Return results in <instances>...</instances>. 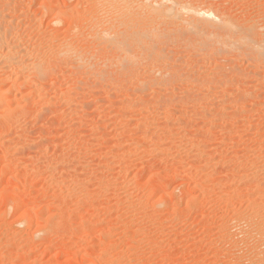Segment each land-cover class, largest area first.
<instances>
[{"label":"rangeland","instance_id":"obj_1","mask_svg":"<svg viewBox=\"0 0 264 264\" xmlns=\"http://www.w3.org/2000/svg\"><path fill=\"white\" fill-rule=\"evenodd\" d=\"M102 1L0 0V264H264V0Z\"/></svg>","mask_w":264,"mask_h":264},{"label":"bare ground","instance_id":"obj_2","mask_svg":"<svg viewBox=\"0 0 264 264\" xmlns=\"http://www.w3.org/2000/svg\"><path fill=\"white\" fill-rule=\"evenodd\" d=\"M65 1H66V0H65ZM101 1H102V0H101ZM103 1H104V0H103ZM103 1H102V2H103ZM155 1H156V0H155ZM152 2H153V1H152ZM173 2L175 3V1H173ZM173 2L170 1V3H172V4L174 5ZM60 3H61V2H60ZM60 3H59V4H60ZM141 3H142V2H141ZM156 3H157V2H156ZM2 4H3V3H2ZM64 4H65V3H63V5H64ZM143 4H144V3H143ZM150 4H151V3H150ZM150 4H147V5H150ZM162 4H163V3H162ZM8 5H9V4H8ZM8 5H7V6H8ZM10 5H11V4H10ZM110 5H112V4H110ZM159 5H161V3H160ZM159 5H158V6H159ZM185 5H187V4H185ZM24 6H25V5H24ZM50 6H51V5H50ZM53 6H54V5H53ZM66 6H67V5H66ZM141 6H142V5H141ZM158 6L156 5L155 7H153L154 12H153V13H152V12H149L148 15H150V13H152V14L155 15V12H156V11H159V10H160V13H162V15H163V14H166V13H167V14L170 13V12H167L168 10H169V11L171 10V9H169V7H167V9H165L166 7H165L164 5H163V6H159V7H158ZM9 7H10V6H9ZM22 7H23V6H22ZM26 7H27V6H26ZM144 7H145V6H144ZM144 7H143V8L140 7V8H141V9H144ZM163 7H164V8H163ZM108 8H109V7H108ZM121 8H122V7H121ZM145 8H146V7H145ZM148 8H150V7H148ZM162 8H163V9H162ZM170 8H171V7H170ZM57 9H58V8H57ZM97 9H98V8H97ZM116 9H117V8H116ZM150 9H151V8H150ZM6 10H7V8H6ZM122 10H123V9H122ZM120 11H121V10H120ZM140 11H142V10H140ZM150 11H151V10H150ZM63 12H64V11H63ZM104 12H105V11H104ZM107 12H108V11H107ZM135 12H136V11H135ZM190 12H191V11H190ZM11 13H13V12H11ZM145 13H146V11H145ZM188 13H189V12H188ZM197 13H198V12H197ZM197 13H195V14H197ZM101 14H102V13H101ZM106 14H108V13H106ZM122 14H123V13H122ZM122 14H121V15H122ZM135 14H136V13H135ZM142 14H143V11H142ZM156 14H157V13H156ZM4 15H5V14H4ZM124 15H125V14H124ZM137 15H138V14H137ZM117 16H119V15H117ZM126 16H128V14H127ZM152 16H153V15H152ZM152 16H151V17H152ZM168 16H169V15H168ZM95 17H96V16H95ZM98 17H99V16H98ZM121 17H123V15H122ZM124 17H125V16H124ZM135 17H136V16H135ZM153 17H154V16H153ZM153 17H152V18H153ZM126 18H127V17H126ZM155 18H156V17H155ZM155 18H154V19H155ZM161 18L163 19V17H161ZM161 18H160V19H161ZM186 18H187V17H186ZM92 19H93V18H92ZM104 19H105V16H104ZM110 19H111V18H110ZM110 19H109V20H110ZM117 19H118V18H117ZM117 19H116V20H117ZM121 19H122V18H121ZM124 19H125V18H124ZM139 19H140V18H139ZM147 19H148V18H147ZM149 19H150V18H149ZM187 19H188V18H187ZM19 20H20V19H19ZM28 20H29V19H28ZM112 20H113V19H112ZM118 20H119V19H118ZM118 20H117V21H118ZM134 20H135V19H134ZM156 20H157V19H156ZM117 21L115 22V19H114V22H115V23H117ZM121 21H122V20H121ZM142 21H143V20H142ZM144 21H145V20H144ZM152 21H153V20H152ZM189 21H190V20H189ZM189 21H188V22H189ZM193 21H194V20H193ZM205 21H206V20H205ZM2 22H3V21H2ZM4 22H5V21H4ZM4 22H3V23H4ZM111 22H112V21H111ZM119 22H120V21H119ZM122 22H125V21H122ZM122 22H120L121 25H123ZM129 22H130V21H129ZM129 22H128V23L125 22L126 25H127V27L129 26L128 24H132V23H129ZM134 22H135V21H134ZM167 22H168V20H167ZM184 22H186V24H187V21H186V20H185ZM197 22L200 23L199 20H198ZM202 22H203V21H202ZM206 22H207V21H206ZM155 23H156V22H155ZM161 23H162V22H161ZM161 23H160V24H161ZM174 23H175V22H174ZM193 23H194V22H192V24H193ZM203 23H204V22H203ZM0 24H2V23H0ZM7 24H9V23H7ZM107 24H108V23H107ZM146 24H147V23H146ZM153 24H154V23H153ZM177 24H178V23H177ZM186 24L184 23V25H186ZM189 24H190V23H189ZM206 24H207V23H206ZM208 24H210V23H208ZM118 25L120 26V24H117L116 26H118ZM126 25H124L125 28H123L122 30L119 31V29H120L119 26H118V27L114 26V25H113V22H112V23H111V26H110L106 31H108V30H110V29H115V27H116V29H115V33H117V34L119 35V34H121V32L124 31V29H125V30H129L128 28H126ZM137 25H138V24H137ZM178 25H179V24H178ZM174 26H175V25H174ZM180 26H181V25H180ZM190 26H191V24H190ZM202 26H203V25H202ZM206 26H208V25H206ZM120 27H121V26H120ZM122 27H123V26H122ZM131 27H132V26H131ZM141 27H142V26H141ZM155 27H156V26H155ZM171 27H172V26H171ZM177 27H178V26H177ZM184 27H185V26H184ZM191 27H192V26H191ZM149 28H150V27H149ZM153 28H154V27H153ZM186 28H187V27H186ZM186 28H185V29H186ZM188 28H189V27H188ZM30 29H31V28H30ZM138 29H140L139 26H138ZM176 29H177V28H176ZM176 29H175V30H176ZM182 29H183V28H182ZM182 29H181V31H182ZM19 30H20V29H19ZM28 30H29V29H28ZM102 30H103V29H102ZM141 30H142V29H141ZM153 30H154V29H153ZM156 30H157V29H156ZM169 30H170V29H169ZM186 30H187V29H186ZM93 31H94V30H93ZM106 31H104V32H106ZM136 31H137V30H136ZM138 31H139V30H138ZM147 31H149V29H148ZM147 31H146V32H147ZM151 31H152V30H151ZM177 31H179V27H178ZM177 31H176V32H177ZM183 31H184V29H183ZM187 31H189V29H188ZM195 31H196V30H195ZM119 32H120V33H119ZM125 32H127V31H125ZM131 32H132V30H131ZM131 32H130V33H131ZM142 32H145V30L142 31ZM142 32L140 31V33H142ZM146 32H145V33H146ZM176 32H175V33H176ZM185 32H186V31H185ZM163 33H164V32H163ZM173 33H174V32H173ZM195 33H197V31H196ZM0 34H1V33H0ZM15 34H16V33H15ZM44 34H45V33H44ZM101 34H102V33H101ZM107 34H108V33H107ZM109 34H110V32H109ZM123 34H124V33H123ZM134 34H135V33H134ZM142 34L144 35V33H142ZM149 34H150V33H149ZM152 34H153V33H152ZM191 34H192V33H191ZM210 34H211V33H210ZM130 35H131V34H130ZM135 35H136V34H135ZM145 35L148 36V33L145 34ZM145 35H144V36H145ZM150 35H151V34H150ZM150 35H149V37H150ZM153 35H154V34H153ZM153 35H152L151 37H154ZM160 35H161V34H160ZM195 35H196V34H195ZM211 35H212V34H211ZM0 36H1V35H0ZM119 36H122V35H119ZM123 36H124V35H123ZM125 36H126V35H125ZM127 36H128V35H127ZM127 36H126V37H127ZM137 36H139V35L137 34ZM161 36H162V35H161ZM201 36H202V35H201ZM204 36H205V35H204ZM132 37H133V35H132ZM134 37H135V36H134ZM145 37H146V36H145ZM165 37H166V36H165ZM197 37H199V36H197ZM206 37H207V36H206ZM206 37H204V38H206ZM0 38H1V37H0ZM128 38H129V37H128ZM128 38H127V41L129 40ZM130 38H131V37H130ZM142 38H143V37H142ZM199 38H200V37H199ZM107 39H108V38H107ZM123 39H124V38H123ZM123 39L120 38V37H118V40H116L115 42H116V43L118 42V44H117V45H118V48H119L120 50H122L123 52L126 53V52H127V49H126V48H127V45H126L127 42L125 43V40H123ZM138 39H139V37H138ZM144 39H145V38H143V40H144ZM200 39H201V38H200ZM206 39H207V38H206ZM7 40H8V39H7ZM135 40H136V39H135ZM135 40H134V41H135ZM139 40H140V39H139ZM143 40H142V42H143ZM147 40H148V39H147ZM169 40H170V39H169ZM104 41H105V40H104ZM107 41H108V40H107ZM7 42H8V41H7ZM131 42H132V41H131ZM139 42H140V41H139ZM144 42H145V41H144ZM129 43H130V42H129ZM133 43H134V42H133ZM136 43H137V42H136ZM146 43H147V42L143 43V46H149V45H147ZM157 44H158V43H157ZM226 44H227V43H226ZM38 45H40V44H38ZM109 45H110V44H109ZM131 45H132V43H131ZM133 45H134V44H133ZM128 46H129V45H128ZM230 46H231V45H230ZM134 47L137 48V45H135ZM158 47H159V46H158ZM163 47H164V44H163ZM231 47H232V46H231ZM110 48H111V46H110ZM138 48H139V47H138ZM140 48H141V47H140ZM130 49H132V48H130ZM144 49H145V48L143 47V51H145ZM146 49L150 51L151 48H150V47H149V48L146 47ZM165 49H166V48H165ZM151 50H152V49H151ZM141 51H142V50H141ZM141 51H139V52L137 51V52L140 53ZM161 51H162V50H161ZM9 52H10V51H9ZM71 52H72V51H71ZM137 52H136V53H137ZM157 52H158V51H157ZM128 53H129V52H128ZM142 53H143V52H142ZM144 53H145V52H144ZM150 53H151V51H150ZM150 53L147 52L148 55H150ZM12 54H13V53H12ZM14 54H15V53H14ZM130 54H131V53H130ZM133 54H134V52H133ZM156 54H157V53H156ZM156 54H155L154 56H156ZM160 54H162V53H160ZM128 55H129V54H128ZM152 55H153V54H152ZM157 55H158V54H157ZM133 57H134V56H133ZM150 57H151V56H150ZM135 58H137V57H135ZM139 58H141V56H140ZM137 59H138V58H137ZM137 59H136V60H137ZM10 60H11V59H10ZM142 60H143V59H142ZM153 61H154V60H153ZM149 62H150V61H149ZM5 67H6V66H5ZM47 67H48V66H47ZM124 67H125V66H124ZM14 72H15V71H14ZM19 72H20V71H19ZM10 74H11V73H10ZM19 76H20V75H19ZM98 77H99V76H98ZM94 78H95V77H94ZM102 78H103V77H102ZM82 79H83V78H82ZM12 80H13V79H12ZM84 84H85V83H84Z\"/></svg>","mask_w":264,"mask_h":264}]
</instances>
